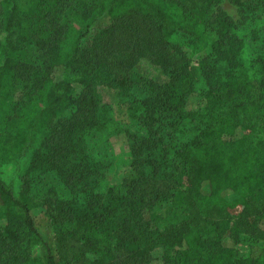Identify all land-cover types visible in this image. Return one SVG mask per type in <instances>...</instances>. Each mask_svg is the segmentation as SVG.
<instances>
[{"label":"trees","instance_id":"16d2710c","mask_svg":"<svg viewBox=\"0 0 264 264\" xmlns=\"http://www.w3.org/2000/svg\"><path fill=\"white\" fill-rule=\"evenodd\" d=\"M232 2L264 13V0ZM209 10L210 0H107L79 11L71 0H0V89L25 85L24 100L4 117L0 167L15 164L17 174L29 158L18 189L13 179L0 177V207L8 220L0 231V264H114L112 223L128 231V243L133 228L153 227L166 196L157 177L166 169L164 182L180 213L123 264L143 263L155 243L166 250L164 264H228L235 255L222 245L221 224L250 243L248 256L233 264H264V192L257 195L264 163L251 140L264 135V53L249 62L257 75L237 62L222 70L228 50L239 43L227 18L218 22L209 53L191 61L180 52L181 70L169 52L174 35L207 43ZM102 18L105 25L94 32ZM26 47L39 56L21 57ZM140 57L161 67L167 81L130 76ZM187 62L206 82L192 109ZM102 82L146 97L125 103L128 175L106 189L105 165L87 145L111 120L97 94ZM37 168L70 199L35 196L29 174ZM228 191L234 199L224 197ZM94 254L100 257L90 261Z\"/></svg>","mask_w":264,"mask_h":264},{"label":"rangeland","instance_id":"374dc122","mask_svg":"<svg viewBox=\"0 0 264 264\" xmlns=\"http://www.w3.org/2000/svg\"><path fill=\"white\" fill-rule=\"evenodd\" d=\"M26 0H19L21 5L25 4ZM107 0H71L73 7L77 11L88 8H97L99 4L106 2ZM224 18H227L232 22L234 32L238 35L239 43H236L234 47L228 50V60L225 62L222 70H225L226 64H243L244 69H249V62L257 57L259 54L264 53V13L260 9H252L251 7L237 6L233 4L232 0H210L209 15L206 18V25L208 29V41L205 44H197L194 41L183 35H174L171 39L172 47L169 52L174 60L179 65L181 70L185 61L181 58L180 52H186L190 54L191 61L195 58V55H203L209 53L208 43L216 38V31L218 28V22ZM106 19H99L94 24V32L99 31L106 23ZM93 32V33H94ZM201 52V53H199ZM20 55L23 58H37L39 52L33 47H26L20 51ZM233 58V60H232ZM230 62V63H228ZM186 72L187 77L185 79V88L193 89V93L190 94L187 107L192 109L195 105L197 93L206 88V82L198 71L196 65L190 62L188 63ZM238 66V65H237ZM236 67V69L240 68ZM251 76L257 75L258 70H248ZM142 75L147 78L154 79L159 83L167 81L161 67H156L150 64L145 57H140L133 61L130 67V76ZM69 81L72 84L75 94L80 92V88L73 80V76H69ZM97 94L102 100L105 110L107 111L110 121L106 129L98 134L94 138L87 140V145L91 152L94 154L95 160H100L105 166H103V186L106 188L117 186L121 183V180L128 175V152L126 148L125 133L122 132L124 124H128V116L126 113L125 103L133 99L146 98L145 93L139 90H133L129 93L120 91L113 87L109 82H102L97 85ZM147 96V95H146ZM25 98V85L18 82L10 91H3L0 89V134L4 133L5 119L12 111L13 107ZM187 136H190L187 133ZM251 140L256 144L259 150V158L264 163V135L260 134L251 137ZM160 157H157L159 160ZM29 163V158L22 160L20 169L15 173V164H10L0 167V177L8 182L13 179L15 188L20 186L19 177L24 174ZM44 171L37 168L31 171L29 174V185L32 192L40 199H45L48 196L55 197L57 200L67 201L70 199V195L67 191L62 190V187L58 184L57 180H53L52 176L43 175ZM170 171L161 172L157 177V184L166 196L162 204L157 206L155 225L148 231H138L133 228V236L128 243V231L123 230L118 225V221L112 223V237L113 242L111 248V254L114 264H123L122 262L128 255L132 254L137 249H143L150 242V238L155 237L156 233L161 230L166 224L172 220V216L180 213V207L177 201L171 196L170 184L164 182L166 177H169ZM264 192V185L260 186L257 195H262ZM236 196L234 191H228L224 194V197L228 200L234 199ZM7 218L5 210L0 207V231L6 227ZM221 236L222 245L226 248L232 249L235 257L228 261V264H233L236 258L244 259L250 253V243L245 240L234 238V232L231 230L228 224H221L218 228ZM166 250L160 244H152L150 249L142 256L143 263L141 264H164V256ZM99 254L89 256L90 261L99 258ZM107 259V260H110ZM115 259V261H114Z\"/></svg>","mask_w":264,"mask_h":264}]
</instances>
